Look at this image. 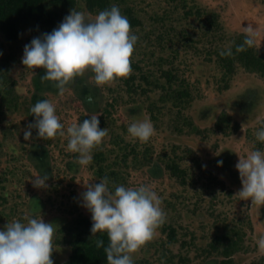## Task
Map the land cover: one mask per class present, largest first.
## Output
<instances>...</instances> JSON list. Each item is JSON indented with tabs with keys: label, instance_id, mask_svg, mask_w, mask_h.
I'll return each instance as SVG.
<instances>
[{
	"label": "rangeland",
	"instance_id": "rangeland-1",
	"mask_svg": "<svg viewBox=\"0 0 264 264\" xmlns=\"http://www.w3.org/2000/svg\"><path fill=\"white\" fill-rule=\"evenodd\" d=\"M161 1L125 2L137 11L141 21V26L132 30L139 39L130 59L140 61L144 75H151L152 80L156 78L160 81V65L162 69H168L170 62L164 60L169 61L171 57L175 70L186 80L192 94V101L185 104V109L160 101L162 91H151L150 86L144 85L141 79V87L127 94L118 79L103 86L95 85L91 72L74 78L60 95L55 87L56 82L41 80L45 74L43 68L30 69L22 64L24 46L34 38L27 35L26 31L21 34V38H27L28 41L22 40V43L13 45L14 48L2 44L0 38V74L6 75L7 85H10L15 95L31 103V106L38 98L51 101L65 132L73 123L98 115L99 127L108 129V135L92 153L104 152L109 164L122 178L109 180V188L114 191L116 185L138 187L146 184L161 198L166 221L160 227L172 226L176 238L169 243L160 227L157 228L153 239L132 254L134 264L144 258L149 264L206 263L209 259H204L206 255L202 249H206L213 234L222 232L225 226L227 229L233 228L242 236L240 251L230 258V264H264V250H260L257 243L264 236V205L241 200L236 195L242 185L235 168L238 156H245L249 150L258 147L255 133L264 128V78L238 69L231 79L223 80L216 64L205 61V54L213 52L220 39L226 41V38L232 40L239 35L245 36L243 27L248 24L258 30L259 36L254 46L264 55V0H187L189 6L202 8L207 14H217L219 21L216 31L211 33L204 30L202 41L191 45L194 49L188 52L183 51L176 35L172 36L167 26H162L157 20L161 17L168 25L182 11L175 10V13L167 16L162 11L172 10L171 6ZM85 16L87 20L95 18L87 13ZM199 22L197 17H190L184 26L188 27L189 33H198ZM165 32L178 44L171 51H163L160 47V44H166L160 40ZM36 82H44L48 89L41 93ZM80 82L96 93L94 97H97V103L94 107L84 104L76 95L75 86ZM226 84L228 88L224 89ZM35 95L38 100L34 99ZM20 110L0 119V146L3 144L6 152L4 154L3 150L0 155L4 162L10 160L11 168H17L18 174L27 165L29 175L22 184L18 177L13 179L9 176L7 186L12 194L17 193L24 199L26 203L22 204L20 198H15L19 204L18 211L27 207L28 216H33L30 212L31 201H35L34 198L41 199L45 206L43 212L37 213V217L41 215L46 223L57 225L51 258L53 264H63L70 254L68 242L75 233L76 226L72 227V222L79 216L92 220L91 213L82 202V193L86 191L84 184L100 180L94 176L92 163L80 165L79 153L68 150L66 135L58 134L48 143L42 144V167L28 165L27 157L22 159V153L16 149L18 141L3 142L1 135V129L8 124H15L18 128L21 125L19 123L28 121L30 124L35 120L34 116L30 118L29 112L24 114V107ZM7 111L4 109L2 113L6 114ZM150 112L155 117V121L151 120L154 135L147 142L130 137L127 132L129 124L150 119ZM222 112L230 119L226 130L224 128L226 133L214 128ZM189 121L200 132L192 133ZM235 124L238 125L237 130H233ZM30 139L33 140L32 137ZM134 155L137 160L149 156L151 164L139 165L132 159ZM122 157L127 158L126 163L122 162ZM193 158L201 162V169L193 164ZM218 161L223 163L218 165ZM174 164L185 174L173 175L167 167ZM44 174L48 176L46 187H34L32 181L36 179L35 176ZM16 209L3 211L0 208V218L4 220L0 222V230L15 220L6 217L14 214ZM213 259L215 264L223 260L221 257Z\"/></svg>",
	"mask_w": 264,
	"mask_h": 264
},
{
	"label": "clouds",
	"instance_id": "clouds-1",
	"mask_svg": "<svg viewBox=\"0 0 264 264\" xmlns=\"http://www.w3.org/2000/svg\"><path fill=\"white\" fill-rule=\"evenodd\" d=\"M245 33L237 53L253 47L259 32L252 24L243 27ZM131 30L128 18L118 6L100 11L94 19L87 20L85 13L71 9L63 21L51 33L33 38L24 46L22 64L30 69L43 68L42 81H53L59 94L74 78L91 72L95 85L103 86L132 72L131 56L138 41ZM232 56V46L220 52ZM89 103L92 97L86 98ZM30 112L35 121L28 125L24 139L29 140L31 129L37 130L38 138L48 140L67 136L69 151L79 153L78 163L87 166L92 162V151L108 135V129L99 127L98 115H92L82 123H73L64 131V125L56 114L55 105L49 100L38 101ZM130 137L147 142L155 129L150 119L129 124ZM264 142V128L255 133ZM235 168L242 188L236 193L241 200L264 205V151L253 148L245 156H238ZM218 161V165L222 164ZM34 187H46V174L35 176ZM83 206L91 213V233H106L108 245L97 239L96 247L103 248L107 264H134L132 254L153 239L157 228L166 221L161 208L162 200L146 184L138 187L114 186L109 188V178L84 184ZM57 225L46 223L42 216L26 215L24 222L13 220L0 230V264H53V237ZM264 250V236L258 241Z\"/></svg>",
	"mask_w": 264,
	"mask_h": 264
},
{
	"label": "trees",
	"instance_id": "trees-1",
	"mask_svg": "<svg viewBox=\"0 0 264 264\" xmlns=\"http://www.w3.org/2000/svg\"><path fill=\"white\" fill-rule=\"evenodd\" d=\"M128 0H0V38L3 40L2 44L7 45V47H13L17 43H22L21 34L26 31L32 37H40L43 34L51 33L55 28L59 26V24L63 21L64 17H66L71 9H75L77 11L85 12L90 16H96L100 11L105 9H110L111 6L116 5L119 7L121 14L126 16L131 24V30H135L136 28L141 26V21L138 18V15L134 11V8L128 4H125ZM187 0H162L163 4H167L171 6L173 10L164 9L162 12L169 16V13H173L175 10H181L182 14L177 16L176 19H172V23L166 25L163 21V18L159 17L158 23L162 26H167L168 31L174 35H176V39L180 41L181 47L184 52H188L190 49H194L191 45H194L197 42L202 41L204 38V30L209 32H214L219 27L218 16L215 13L207 14L202 8H197L192 5L189 6L186 2ZM125 4V5H124ZM120 5V6H119ZM124 5V6H123ZM122 6V7H121ZM175 13V12H174ZM158 14H156V17ZM190 17H197L199 19V29L198 33L188 31V27L184 26L186 20ZM178 28V29H177ZM219 33V32H218ZM167 37V38H166ZM226 37V36H225ZM243 35H239L234 37L232 40L220 39L217 46L214 48L213 52H207L205 54V61L214 62L216 67L220 70L222 74V79H231L237 72L238 69H242L247 73L258 74L260 77L264 78V55L259 53L255 46L247 48L243 52L237 53L235 51L236 45H239L244 40ZM160 40H164L166 44H160L161 49L164 51H171L178 44L173 42L169 37V34L165 32L160 36ZM23 41H28L27 38H24ZM232 46L233 55L232 56H221L220 52L226 49L229 46ZM14 48V47H13ZM153 55V53H152ZM161 59V58H160ZM175 59H177L175 57ZM170 60H164L166 63H169L168 69H162V64L160 65L159 70V80L157 81L151 79V75H144L142 72V65L140 61L131 60L132 72L129 76L125 78H118L120 82H122L124 91L129 94L135 92L137 87H141V82L139 79L143 81L144 85L150 86L151 91L159 89L162 91V96L160 101L163 103H169L171 106L186 108L185 104L191 103L192 94L189 89V86L185 79L180 77L175 70L174 62ZM137 73V74H136ZM84 81V80H81ZM8 79L6 75L0 74V119L6 116L12 115L14 112L20 110V108L24 107V114H28L30 118L33 116L30 112L31 103L25 101V99L19 98L15 95L13 89L10 85H7ZM37 89L43 93L44 89H48L44 82H36ZM83 82L78 83L75 86L76 95L84 104H87L89 107H94L96 105L95 92L89 86L82 84ZM3 87V88H2ZM228 85L224 86V89H227ZM92 97V102L89 103L87 101V97ZM21 99V102L18 101ZM34 99H37V96H34ZM39 99V100H38ZM38 101H42L41 98H38ZM37 101V102H38ZM35 103V101H34ZM8 110L5 113L2 111ZM57 110V109H56ZM21 111V110H20ZM3 115V117H2ZM6 115V116H4ZM150 120L155 121V117L150 112ZM35 121V120H34ZM34 121L32 123H34ZM230 119L225 112L220 113L217 117L214 128L219 130L220 132L226 133V125H228ZM83 121H79L82 123ZM189 127L192 133L200 130L189 121ZM30 123V124H32ZM19 127L15 124H8V126H4L1 129L2 141L3 142H11L18 141L16 145V149L20 151L21 158L26 159L28 161V165L35 167H42L43 163V146L42 144L48 143L52 138L48 140H44L38 138L37 130L35 128L31 129V137L33 140H25L24 132L28 130V121L19 123ZM225 128V130H224ZM238 125L235 124L233 130H237ZM227 135V134H226ZM32 141V142H31ZM32 143V144H31ZM37 143V145H36ZM257 149L264 151L263 142L256 141ZM3 144L0 146V154L3 151ZM4 150V154H5ZM144 156V154H143ZM21 159V160H22ZM139 165H147L151 164L150 157L145 156L142 159L137 160V156L134 155L132 158ZM127 158L122 157V162L126 163ZM18 161V160H17ZM194 165L197 168L200 167L201 162L198 159H192ZM91 169L94 173V176L101 180L105 176L109 178V180L117 181L121 178V174L116 172V170L109 164L108 160L104 152L97 151L96 153H92V162ZM9 166H5V165ZM10 160L4 162L0 155V208L3 211L10 209H16L14 214L8 215L6 218H12L15 220H20L24 222V217L27 214V207H23V209L18 211L17 201L15 200L20 198L18 194H12L7 186V179L9 176H12L13 179L18 177L19 183H24L25 178H28V166L25 165L24 169L20 170L21 176L16 172L17 168H11ZM38 167V168H39ZM27 168V169H26ZM168 170L173 175H183L184 171H180V168L174 164V166L167 167ZM155 170V168H152ZM205 172V170H202ZM184 177V176H181ZM20 195V194H19ZM31 201L30 212H32V218L37 217V213L43 212L44 204L41 202L40 198H34ZM21 200L22 204L26 202L24 199ZM24 206V205H23ZM27 206V205H25ZM28 211V212H29ZM39 215V214H38ZM9 221V219H5ZM0 218V222H2ZM5 221V222H6ZM76 226V227H75ZM72 227H75L74 234L71 236V240L68 242L70 248V254L67 260L63 264H107L106 254L104 253L103 248L96 247V240L100 239L104 241V246L108 245V237L106 233H96L95 236L91 233L92 220L86 218L84 216H79L78 219L72 222ZM2 227H0L1 229ZM161 233L166 235V239L169 240V243H172L175 238V230L172 226H162L160 227ZM242 242V236L233 228H228L225 226V230L222 232L216 231L210 239V243L208 244L206 249H202L206 256L204 259L207 260L206 263L202 262L201 264H215L214 257H221L220 264H230V258L240 251ZM213 256L212 258H208L207 256ZM185 263V262H184ZM137 264H149V261L144 258V260H140Z\"/></svg>",
	"mask_w": 264,
	"mask_h": 264
}]
</instances>
